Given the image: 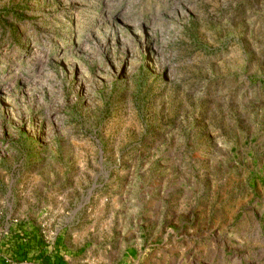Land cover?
Wrapping results in <instances>:
<instances>
[{
  "label": "rangeland",
  "instance_id": "374dc122",
  "mask_svg": "<svg viewBox=\"0 0 264 264\" xmlns=\"http://www.w3.org/2000/svg\"><path fill=\"white\" fill-rule=\"evenodd\" d=\"M12 233L62 264H264V0H0Z\"/></svg>",
  "mask_w": 264,
  "mask_h": 264
},
{
  "label": "crops",
  "instance_id": "0c3cea01",
  "mask_svg": "<svg viewBox=\"0 0 264 264\" xmlns=\"http://www.w3.org/2000/svg\"><path fill=\"white\" fill-rule=\"evenodd\" d=\"M14 233L8 237L5 244L0 245V264L3 263V257H9L15 261H30L33 264H62L57 254H50L47 249L41 246V240L38 235H19L15 237Z\"/></svg>",
  "mask_w": 264,
  "mask_h": 264
},
{
  "label": "built area",
  "instance_id": "2783aa9c",
  "mask_svg": "<svg viewBox=\"0 0 264 264\" xmlns=\"http://www.w3.org/2000/svg\"><path fill=\"white\" fill-rule=\"evenodd\" d=\"M4 264H15L13 260L8 259L7 257H3ZM17 264H33L30 261H19Z\"/></svg>",
  "mask_w": 264,
  "mask_h": 264
}]
</instances>
